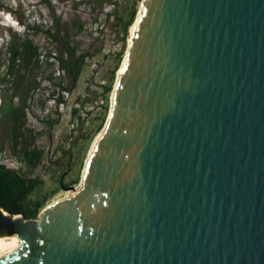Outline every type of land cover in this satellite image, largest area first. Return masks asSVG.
Instances as JSON below:
<instances>
[{"label": "water", "instance_id": "1", "mask_svg": "<svg viewBox=\"0 0 264 264\" xmlns=\"http://www.w3.org/2000/svg\"><path fill=\"white\" fill-rule=\"evenodd\" d=\"M132 27L81 189L0 208V264H264V0H142Z\"/></svg>", "mask_w": 264, "mask_h": 264}, {"label": "rangeland", "instance_id": "2", "mask_svg": "<svg viewBox=\"0 0 264 264\" xmlns=\"http://www.w3.org/2000/svg\"><path fill=\"white\" fill-rule=\"evenodd\" d=\"M100 1L0 0V63L12 38L31 39L39 48L42 65H45L49 53L65 54L68 45L62 43L63 39L77 48V56L87 52L92 54L76 83L70 75L58 71L54 58H50L54 65L49 71L54 73L53 82L47 79L49 72L38 73L39 86L29 96L27 127L34 131L35 145L45 151V158L35 171L31 172L28 164H21L10 154L3 136L0 112V161L25 174L40 176L43 194L51 193L59 186L48 205L81 184L92 146L110 112L112 93L108 102L105 90L110 85L115 86L133 25L126 41H123V31L134 8L139 11L142 0H109L102 6ZM47 30L59 35L61 41L49 39ZM122 51L123 57L119 61ZM4 70L5 67L1 69L0 79ZM60 82L67 91L54 84ZM13 85L12 78L6 83L0 82L2 108ZM52 91H55L54 96H51ZM59 99L63 100L62 104L57 102ZM75 108L78 112L73 115ZM61 176L68 189L60 186Z\"/></svg>", "mask_w": 264, "mask_h": 264}, {"label": "trees", "instance_id": "3", "mask_svg": "<svg viewBox=\"0 0 264 264\" xmlns=\"http://www.w3.org/2000/svg\"><path fill=\"white\" fill-rule=\"evenodd\" d=\"M105 1L109 0H101L102 4L100 3V6ZM137 12L138 9L135 7L129 22L124 28L123 41L128 38L129 28L135 22ZM46 35L49 39L60 40L59 35L52 33V31L47 30ZM63 40L64 42L62 43L65 44L66 42L68 45L64 51L65 54L56 56L49 53L45 65H42L40 64L41 54L39 48L34 45L31 39L27 37L12 38L0 63V72L5 67L0 82L6 83L9 78L14 80V85L9 88L7 100L1 111L4 140L8 144L10 154L19 160L21 164H28L31 172L35 171L45 158V151L35 145L36 135L34 131L27 127L29 96L39 86L37 82L38 73L42 72L45 74L49 72L54 65V63L50 62V58H54L58 64V71L70 75L76 83L82 74L86 61L92 57V54L88 52L77 56V48L71 47L67 39ZM1 54L3 56V53ZM122 57L123 51L120 54L119 61ZM53 74V72H49L47 76V79L51 82L54 80ZM54 84L64 91L68 90L63 82ZM112 90V85L105 90L108 102ZM54 95L55 91H52L51 96ZM62 101V99L57 100L58 103ZM105 108L107 110L108 105ZM77 112L78 109L75 108L73 115ZM61 180L62 176L59 183ZM60 186L68 189L63 183ZM42 188L40 176L25 174L20 169L8 167L0 161V208L4 211L12 215H23L26 219H38L41 211L48 205L52 194H56L60 189L58 186L51 193L43 194Z\"/></svg>", "mask_w": 264, "mask_h": 264}, {"label": "bare ground", "instance_id": "4", "mask_svg": "<svg viewBox=\"0 0 264 264\" xmlns=\"http://www.w3.org/2000/svg\"><path fill=\"white\" fill-rule=\"evenodd\" d=\"M132 32H133V27L130 30V36H131ZM99 135H98V137H99ZM98 137L96 138V140H95V142H94V144L92 146L91 151L93 150V148H94V146L96 144V141H97ZM81 187H82V183L78 187H76V190L67 192V194L65 195V197H70L71 195H74L75 193H77L81 189ZM12 246H13V242L10 241L5 235H2L0 233V255H2L3 253H5L6 251H8Z\"/></svg>", "mask_w": 264, "mask_h": 264}, {"label": "built area", "instance_id": "5", "mask_svg": "<svg viewBox=\"0 0 264 264\" xmlns=\"http://www.w3.org/2000/svg\"><path fill=\"white\" fill-rule=\"evenodd\" d=\"M62 104V103H61ZM1 109H2V100L0 98V112H1ZM2 163V162H1Z\"/></svg>", "mask_w": 264, "mask_h": 264}]
</instances>
